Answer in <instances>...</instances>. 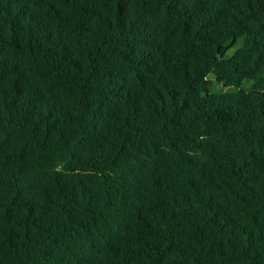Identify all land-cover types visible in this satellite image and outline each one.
<instances>
[{
    "label": "trees",
    "instance_id": "1",
    "mask_svg": "<svg viewBox=\"0 0 264 264\" xmlns=\"http://www.w3.org/2000/svg\"><path fill=\"white\" fill-rule=\"evenodd\" d=\"M0 264H264V0H0Z\"/></svg>",
    "mask_w": 264,
    "mask_h": 264
},
{
    "label": "rangeland",
    "instance_id": "2",
    "mask_svg": "<svg viewBox=\"0 0 264 264\" xmlns=\"http://www.w3.org/2000/svg\"><path fill=\"white\" fill-rule=\"evenodd\" d=\"M210 79H212L213 84L211 85L212 92H222V91H235L234 88H224L217 81L214 75H210Z\"/></svg>",
    "mask_w": 264,
    "mask_h": 264
}]
</instances>
